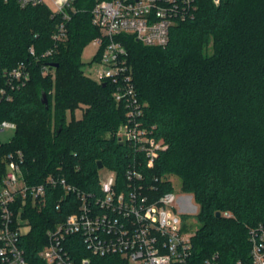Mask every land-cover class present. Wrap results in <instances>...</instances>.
Returning a JSON list of instances; mask_svg holds the SVG:
<instances>
[{"label": "trees", "instance_id": "trees-1", "mask_svg": "<svg viewBox=\"0 0 264 264\" xmlns=\"http://www.w3.org/2000/svg\"><path fill=\"white\" fill-rule=\"evenodd\" d=\"M94 2L73 0L66 39L41 58L53 46L62 16L47 4L22 7L18 0H0V69L24 60L31 70L12 98L0 102V121L16 123L13 136L0 145V181L3 154L11 149L23 151L28 183L58 174L99 195L100 168L123 178L133 150L115 134L126 108L114 100L108 82L82 70L81 50L99 34L91 22ZM193 2L196 10L171 27L165 45L124 38L132 80L145 103L141 119L153 125V136L162 144L148 171L177 175L182 192L199 205L200 226L191 239L195 261L216 252L221 264H246L251 260L248 230L264 229V0ZM43 63L53 76L42 75ZM76 107L82 108L81 117L66 119L65 110ZM60 195L61 189L47 188L43 205L27 203L31 228L21 246L28 264H45L38 251L46 230L77 209L74 193ZM71 254L75 261L88 256L92 264H129L118 255H94L81 242L73 243Z\"/></svg>", "mask_w": 264, "mask_h": 264}, {"label": "built area", "instance_id": "built-area-1", "mask_svg": "<svg viewBox=\"0 0 264 264\" xmlns=\"http://www.w3.org/2000/svg\"><path fill=\"white\" fill-rule=\"evenodd\" d=\"M18 2L22 7L47 4L53 13L62 16L52 33L53 46L41 53V58L50 56L56 43L67 37L66 22L75 11L73 0ZM195 10L193 0H95L90 10L91 22L99 34L91 42L97 49L93 60L101 66L96 80L108 82L114 100L126 108L125 120L115 135L119 143L133 150L132 159L123 178L113 169L100 168L101 193L91 195L58 174H48L39 183H28L22 169L23 151L5 152V170L0 181V264H28L21 246L22 237L31 228L25 209L28 202L43 205L47 188L61 189L59 199L72 192L78 203L75 211L46 230V242L38 251L45 264H92L88 256L78 261L72 257L71 246L78 242L94 255H118L129 264H221L216 252L201 263L192 258L194 233H188L181 224L172 178L153 176L148 171L162 144L153 136V125L141 119L145 103L132 80L124 43L125 35H131L143 45H165L171 27ZM29 53L34 55L33 47ZM44 70H50L46 63L41 65V71ZM30 73V63L24 60L9 69H0V102L10 100L12 91L25 84ZM6 129L15 130L16 123L1 120L0 132ZM2 142L0 139V145ZM165 182L171 184V189L163 190ZM248 240L251 260L246 264H264L263 227L250 228Z\"/></svg>", "mask_w": 264, "mask_h": 264}, {"label": "rangeland", "instance_id": "rangeland-1", "mask_svg": "<svg viewBox=\"0 0 264 264\" xmlns=\"http://www.w3.org/2000/svg\"><path fill=\"white\" fill-rule=\"evenodd\" d=\"M96 52V45L89 41L86 45H84L80 53V57L83 62V72L95 80L97 77L96 75L101 68V66L93 60ZM48 74L53 76L54 71L50 69L49 71L44 70L42 72V75ZM81 115V107L74 108L73 112L69 109L65 110L66 119H70L72 116H74V118H80ZM14 132V129H6L4 131H1L0 139L7 141L13 136ZM170 177L172 178L173 190L177 195L176 210L177 212H179L181 224L183 225L184 230H186L190 234H193L200 226V222L197 219L199 205L193 199V196L191 194L182 192L181 180L177 175H170Z\"/></svg>", "mask_w": 264, "mask_h": 264}, {"label": "water", "instance_id": "water-1", "mask_svg": "<svg viewBox=\"0 0 264 264\" xmlns=\"http://www.w3.org/2000/svg\"><path fill=\"white\" fill-rule=\"evenodd\" d=\"M52 66H56V64H51ZM104 84V83H103ZM41 101L42 103H44L45 105H47V97L45 93H42L41 95ZM102 163L99 162L98 167H101ZM216 216H220V211L216 212Z\"/></svg>", "mask_w": 264, "mask_h": 264}]
</instances>
